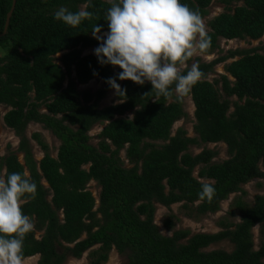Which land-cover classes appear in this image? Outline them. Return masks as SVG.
I'll return each mask as SVG.
<instances>
[{
  "label": "trees",
  "instance_id": "16d2710c",
  "mask_svg": "<svg viewBox=\"0 0 264 264\" xmlns=\"http://www.w3.org/2000/svg\"><path fill=\"white\" fill-rule=\"evenodd\" d=\"M15 1L2 36L13 0H0V107L9 109L3 124L20 143L16 153L0 158V169L26 170L37 186L22 209L33 223L24 240L27 257H38V264H64L68 256L80 259L90 252V264H105L115 250L129 254L128 264H264V195L251 207L237 199L229 216L240 214V223H220L222 231L216 234L191 236L185 230L166 237L154 224L156 205L182 204L183 209L194 207L197 216L213 215L243 186L264 179L263 49L229 51L211 62L201 59L218 52L220 40H260L264 0H219L225 12L207 23L208 48L187 62L198 63L203 73L189 93L179 97L173 85L168 96H157L148 82L118 81L127 90L125 102L103 109L99 104L112 91L105 81L115 76L114 68L83 53L98 46L91 33L96 23L103 33L108 30V2ZM180 2L204 20L212 0ZM60 7L87 8L93 19L66 26L53 18ZM224 63L225 75L209 81ZM96 79L104 89L78 90ZM187 97L194 105L195 137H187L183 129L172 136L173 125L187 118ZM130 113L132 118H126ZM31 124L41 125L60 142L56 158L34 134L32 140L44 153L34 161L26 138ZM95 126L102 130L93 145L88 134ZM216 144L226 146L228 159L221 163H214L218 153L206 148L189 153L190 147ZM121 153L130 168L124 167ZM91 182L100 189L98 201L87 188ZM206 183L215 189L211 198L200 195ZM256 226L258 250L252 235ZM164 228L171 231L174 223L167 219ZM36 233L42 235L37 238ZM223 241L235 246L233 252L206 251Z\"/></svg>",
  "mask_w": 264,
  "mask_h": 264
},
{
  "label": "clouds",
  "instance_id": "9594fccd",
  "mask_svg": "<svg viewBox=\"0 0 264 264\" xmlns=\"http://www.w3.org/2000/svg\"><path fill=\"white\" fill-rule=\"evenodd\" d=\"M107 2V32L96 23L91 33L98 45L93 50L97 63L119 69L105 81L116 102H125L127 91L118 81L140 86L148 82L157 96H168L173 85L177 93H189L203 73L198 63L189 66L187 62L202 56L209 46L199 13L180 0ZM53 18L77 27L93 19V13L87 8L70 11L60 7ZM36 187L28 171L0 169V264H28L24 240L33 223L22 209L26 200L34 197ZM214 191L212 184L206 183L200 195L211 198Z\"/></svg>",
  "mask_w": 264,
  "mask_h": 264
},
{
  "label": "rangeland",
  "instance_id": "374dc122",
  "mask_svg": "<svg viewBox=\"0 0 264 264\" xmlns=\"http://www.w3.org/2000/svg\"><path fill=\"white\" fill-rule=\"evenodd\" d=\"M107 1V0H103ZM84 8V7H83ZM225 7L220 4L219 0H212V3L209 7V15L206 19L202 20L204 32L208 31L207 23L212 20L214 17L225 12ZM255 48H262L263 50L260 54L264 55V35L258 41L251 40H220L219 42V51L215 52L213 55L208 57H201L204 62H211L218 57H222L228 54L229 51H237V50H251ZM95 49V48H94ZM90 49L85 51L83 55H93V50ZM61 55L55 57L56 62L60 59ZM200 57V56H198ZM193 59L197 57H192ZM232 60H229L227 63H231ZM192 64V63H191ZM226 63L220 64L215 67L214 73L208 76L209 81H213L217 79L221 75H225L224 67ZM119 69H113V73H117ZM104 85L102 80L96 79L89 82L87 85L79 86L78 90L80 92L89 91L96 92L99 89H104ZM176 95L181 97L183 94L177 93ZM235 100V99H234ZM116 99V95L113 91L109 92L105 98L100 102L99 107L101 109L113 106L118 104ZM184 110L187 114V118H184L178 122H176L172 127V136L179 129H183L187 137L194 138L195 134L193 131V126L195 124L193 115H194V105L191 101L190 97L184 99ZM9 109L4 107H0V158L6 156L8 153H16L20 139L15 136V134L7 129L3 124V116L7 113ZM44 110H40V113H44ZM126 118H132V114H128ZM102 128L100 126H95L90 132L89 137L91 140V144L96 145L97 135L100 133ZM37 134L40 136L42 141L47 144L49 148V153L52 157L56 158L57 150L60 146V142L52 135L51 132L45 131L41 125L31 124L28 126L26 130V138L29 140L30 149L33 155V159L36 162H39L44 157V153L38 147V145L32 140V136ZM158 144V143H156ZM161 144V143H159ZM212 150L218 153L217 157L214 159V163H221L228 159L226 146L224 144H216V145H205L200 147H190L189 153L192 155H197L204 149ZM19 161L23 162V156L20 154ZM121 160L124 164V167L130 168L127 161L125 160L124 153L120 154ZM196 176V175H195ZM88 190L92 193L93 197L98 201V197L100 194V189L97 184L94 182L89 183L87 186ZM264 195V179H256L249 184L242 187V193L233 194L229 196L227 200L221 203L220 211L213 215L206 216H197L194 212V207L189 209H183L182 204H176L171 206L170 208H164L160 205H156V213L154 217V224L158 227L160 233L166 237H171L176 231H185L188 230L191 233V236L197 234H216L222 231L220 223L224 224H238L240 223V214H236L234 217H230L229 213L232 210L233 203L240 199L242 203L246 206L251 207L254 204V199L257 196ZM170 219L174 223V228L171 231H167L164 228V222ZM42 233H36V237L39 238ZM254 249L258 250L261 239H260V227L256 226L252 230ZM185 243V242H184ZM98 247L94 248L97 249ZM235 246L229 241H223L217 244L210 246L206 251H224L227 253L233 252ZM90 252L83 254L80 259H74L68 256L64 262V264H90L91 260L89 257ZM38 257L28 258V264H38ZM129 262V254L124 256L119 255L115 250H112L108 254V261L105 264H128Z\"/></svg>",
  "mask_w": 264,
  "mask_h": 264
},
{
  "label": "water",
  "instance_id": "95a60500",
  "mask_svg": "<svg viewBox=\"0 0 264 264\" xmlns=\"http://www.w3.org/2000/svg\"><path fill=\"white\" fill-rule=\"evenodd\" d=\"M15 4H16V1L13 0L12 9H11V11L9 12V14L7 15V19H6V23H5V29H4V32H3V35H2V36H4V35L6 34V31H7L8 25H9L10 18H11V16H12V13H13L14 8H15Z\"/></svg>",
  "mask_w": 264,
  "mask_h": 264
}]
</instances>
